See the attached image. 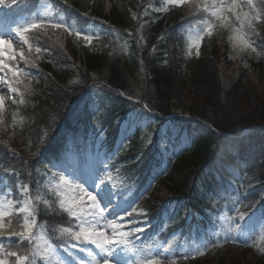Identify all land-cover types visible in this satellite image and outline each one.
I'll return each instance as SVG.
<instances>
[{"label":"trees","instance_id":"trees-1","mask_svg":"<svg viewBox=\"0 0 264 264\" xmlns=\"http://www.w3.org/2000/svg\"><path fill=\"white\" fill-rule=\"evenodd\" d=\"M215 1L65 0L74 20L90 16V21L99 22L106 30H119L126 38L127 33L135 36L141 26L143 35L139 42L135 37L129 41L130 50L122 52L114 33L108 35L111 43L105 44L102 39L107 33L87 43L81 33L69 30L59 54L50 49L47 57L40 58L44 72L35 97L16 105L15 119L5 114L0 119V136L6 144L22 153L35 150L36 155L54 143L45 151L43 158L47 157L49 151L64 143L67 135L76 134L75 129L77 133L84 131L83 125L90 123V110L76 120V126L68 116L85 98L86 88L101 79L105 87L98 95V124L92 129L96 136L100 135L101 144L115 152L131 105L143 106L141 112L149 121L140 122L126 133V145L112 161L109 173L114 197L125 211L122 224L128 233L126 240L137 252L133 264H264V228L257 229L249 239L219 236L206 243L198 255L183 251L170 255L171 248L178 247L172 242L177 245V240L182 239L174 237L176 230L186 233L198 220L205 222L216 215L217 211L205 209L213 199L211 186L217 180L206 169L218 157L227 156L246 184L255 173L258 183L254 189L264 188V98L255 95L246 72L229 58V30H224L221 19L211 15ZM251 12L253 25L246 28L247 38L255 46L263 45L264 0L251 7ZM260 72L264 74L263 67ZM167 121L179 128H168L166 144L180 141L186 128H196L186 147H162L159 136ZM90 128L91 125L87 130ZM36 167L34 159L29 183L39 217L41 203H47L48 187L47 177L42 174L39 178ZM225 174L234 177L229 171ZM237 182L233 194L238 198L242 195L256 200L261 196L260 202L264 203V195L247 187L243 191L241 180ZM189 208L194 212L185 213ZM43 211L40 221L51 215ZM232 212L233 208L229 214ZM33 216L27 213L20 217L12 232L16 235L14 249L27 257L25 264H32L31 259H35L33 264H64L44 254H31L29 236L26 239L24 233L26 226L37 225ZM78 232L74 225L63 243L73 244V240L80 239Z\"/></svg>","mask_w":264,"mask_h":264},{"label":"rangeland","instance_id":"rangeland-1","mask_svg":"<svg viewBox=\"0 0 264 264\" xmlns=\"http://www.w3.org/2000/svg\"><path fill=\"white\" fill-rule=\"evenodd\" d=\"M245 1L246 0H227L226 5H228V8L226 9L222 7L218 8L217 11L219 15L225 20L224 30L228 29V26L232 20L231 9L233 7H236L237 17L241 22L249 20V8H248V4ZM229 6H231L232 8L229 9ZM141 31H142V27L139 26L138 32L135 35L137 42H139V38L143 35ZM216 38L220 40V36ZM130 40L132 41V38ZM227 41L229 42V45H228L229 58L232 59L236 63L237 66L242 67L241 70H244L246 72L244 73L246 76V80L251 81L253 90L256 91L255 95L257 94L256 96L260 95L259 98L261 97L264 98L263 96L264 94V91H263L264 90V74L260 72L262 70V67L264 68V52H262V49L256 46H253L251 43L248 42L246 35L243 33V31L241 30L239 26L235 27L232 31L229 32ZM220 43L221 42L219 41V46L221 45ZM260 47L262 46L260 45ZM226 69L227 71H232V70H229L228 68ZM96 81H99L100 83L103 82V80L101 79H97ZM97 93H102L100 84H94L88 90L85 98L79 103V107L76 110H74L72 116H68V119H70L71 121L74 120V123H77L76 119H78L79 117H83L85 115L83 112H86V108H91L95 110L96 108L93 107V105L95 106L99 105V103L97 102L100 99V98L98 99ZM131 106L133 108L131 107L129 116L127 120L124 122V132L126 128H129L132 131L140 122L149 121L148 117L146 118L145 116H143L141 112L140 108L141 107L143 108V106L140 105L141 106L140 107L138 104L131 105ZM137 106L140 108H137ZM131 113H134L135 115L130 116ZM180 115H182V113L178 114V116ZM169 124H171L173 128H179L178 124L170 123L168 121L165 122L161 126L162 132L159 138H162L163 140L162 141L163 143H161L162 147L169 148V150H171L173 146L176 144H179L178 147H180V149L182 147H186L188 144V138H190V134L195 133L196 128L191 127L189 131L186 128V131L182 132V134L180 135L181 137L180 141L172 142V144H168V143L166 144L167 139H168L166 136V133H167V129L169 128ZM174 131L176 132L177 130H174ZM49 143H52V142H49ZM78 161L79 159L74 160L75 168H73V171L74 173H76L77 176L81 177L85 175V172H83L82 169L80 168L81 165ZM236 167L237 166L235 164L229 161L227 156L222 155L218 157L216 161L213 162L206 169V171H211L213 175L215 176V178H217V180H216V184L211 186V192H213L212 193L213 195H210V196H214V198L213 199L210 198L209 202L207 203L208 204L207 207L205 206V209L212 213H215L217 211L216 213H218V215H216V219L219 218V222L216 221V223L209 226L208 230L214 234L217 231H223L225 235H238L239 237L243 239H246V238L248 239L252 233V232H249L251 230L249 228V223L251 220L245 221V214L258 206H260V208H264V203L259 202L261 196H257L256 200H251V199L249 200L245 197H241L238 203V206H236L235 208L233 216H231L233 217V219H236V217L238 218L240 227L238 225L235 227L236 224L235 225L233 224V219H230L229 213L226 209L230 207V204L232 207L235 205L234 203L236 201L232 202V200H235L236 197L238 196L235 194H230L232 190L238 187L237 186L238 182L236 180L239 177H241L239 175V170ZM92 170L93 168L91 167V171ZM226 171L231 172L234 175V177H236V180L233 178V176L226 175L225 174ZM254 174L249 176V179L250 180L253 179V180L247 184L243 182L244 177H241V181L243 182L242 185L244 186L243 188L247 187L249 190L254 189V187L258 183V179L256 175ZM95 188H96V185H93V189ZM214 190H216L215 193H214ZM254 190L257 191L260 195H264L263 194L264 188L259 187ZM94 195L96 199L100 201L99 202L100 206L104 205L105 207V206H108L107 204H111L112 202V200L109 199V196L107 194L105 196V194L102 193L101 191H98V192L96 191ZM245 200H247V202L244 204L249 203L250 204L249 208L247 209L246 207H244L240 211V209L243 207L241 203L245 202ZM23 204H24V207L27 209L30 207V202L26 198L23 200ZM116 210H117L116 207L112 209V206H108L105 209V211L107 212L106 213V218H107V223H108L107 229L103 230V233H102L101 229L98 228L92 234L94 240H100V242H103L104 250L108 253L107 255L108 264H123L130 258L129 255L126 257L118 256L119 254L114 253L112 250L110 251L109 249V243H111L112 241L119 240L117 238L119 233L118 232L114 233V229H113L114 220L115 219L118 220L117 215H116ZM188 211L194 212L192 208H189L185 210L184 212L187 213ZM260 212L261 210H257L255 213L251 215V218H254V219L257 218ZM103 221H106L105 217L103 218ZM166 221H167V217H166ZM257 222H258L259 227H261V225L263 226L264 218L259 219ZM196 225L197 224H195L192 228V236H190L189 244H184V247H183L185 251L189 253H195V254L200 249L201 244L204 240L203 235H197L198 225L197 226ZM184 242H185V239L183 243ZM131 255L132 253L130 254V256ZM0 264H6V263L1 262Z\"/></svg>","mask_w":264,"mask_h":264}]
</instances>
